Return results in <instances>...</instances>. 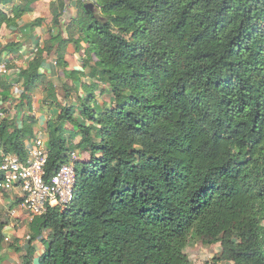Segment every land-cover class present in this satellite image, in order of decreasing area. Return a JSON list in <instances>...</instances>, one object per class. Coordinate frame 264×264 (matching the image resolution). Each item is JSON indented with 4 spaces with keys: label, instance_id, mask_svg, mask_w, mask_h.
<instances>
[{
    "label": "trees",
    "instance_id": "1",
    "mask_svg": "<svg viewBox=\"0 0 264 264\" xmlns=\"http://www.w3.org/2000/svg\"><path fill=\"white\" fill-rule=\"evenodd\" d=\"M11 1L0 0V31L17 32L41 0L3 10ZM91 2L92 10L79 5L66 38L57 30L25 69L0 79L3 99L6 80L21 84L28 106L44 84L49 107L60 108L47 123L46 180L72 153L89 155L73 162L71 201L30 220L21 264H33L35 241L36 264H191L185 249L195 240L219 244L216 262L264 264V0ZM50 4L61 28L66 0ZM67 44L84 68L67 69ZM45 56L56 59L75 105L61 107L40 72ZM34 139L30 124L0 121L3 153L25 161ZM6 223L0 218V252Z\"/></svg>",
    "mask_w": 264,
    "mask_h": 264
},
{
    "label": "rangeland",
    "instance_id": "2",
    "mask_svg": "<svg viewBox=\"0 0 264 264\" xmlns=\"http://www.w3.org/2000/svg\"><path fill=\"white\" fill-rule=\"evenodd\" d=\"M21 0H12L7 5H3L2 9L8 11L12 5L19 4ZM51 0H41L35 5L33 11L24 17L20 22V29L17 32H11L5 28L0 31V67L6 64L5 75H0V79H6L5 76L12 77V69H25L27 63L33 58L36 48L42 47L43 43L48 38L61 30L62 37L66 38L64 27L73 19L76 18L80 12L79 5L92 3L91 0H66L67 7L62 16V27L53 28L50 15ZM34 5V4H33ZM33 7V6H32ZM35 20H39V26L29 27ZM11 44H18L20 54L16 56L11 52H7V48ZM63 48V59L67 64L68 70H80L83 66V54L75 52L71 44H67ZM5 50L6 53H2ZM5 54V55H4ZM4 55V56H3ZM54 57H46L41 73L46 76V81L53 83L56 91L57 100L61 107L68 104H76V95L69 92L70 99H65V90L62 89V83L69 84V81L63 78L62 71L58 65L55 64ZM8 66V67H7ZM83 66V67H82ZM86 74L89 73L87 68L84 69ZM12 73V74H11ZM10 74V75H9ZM7 77V78H8ZM7 81V96L3 99L0 93V121L4 118H9L11 122L21 126L23 122L31 125V129L35 139H39L45 144L48 137L47 123L54 121L59 114V107H49V100L47 99L44 84L40 85L30 95V105H27V100L23 99L25 96L22 91L21 84H13L10 80ZM84 81V80H83ZM68 86V85H67ZM96 99L101 102L105 97L99 96V92H95ZM61 128L65 138L72 136V127L69 124H62ZM63 136V135H62ZM73 137V136H72ZM75 138L73 142H77ZM26 146L30 141H25ZM75 160L88 161L89 155L86 152H75ZM7 195V194H6ZM6 195L0 204V218L7 221L4 228V243L0 252V260L2 264H21V257L24 256L28 243V226L30 218L27 213L19 208V205L9 207L6 204ZM14 201V196L11 197L10 203ZM7 239V241H6ZM34 250L33 264H36L38 258L43 253V246L40 241H35L32 244ZM19 249L16 252L14 249ZM219 244L210 247L203 246L199 240L190 242L185 249V254L190 260L191 264H227L224 262H216L213 260L219 252Z\"/></svg>",
    "mask_w": 264,
    "mask_h": 264
},
{
    "label": "built area",
    "instance_id": "3",
    "mask_svg": "<svg viewBox=\"0 0 264 264\" xmlns=\"http://www.w3.org/2000/svg\"><path fill=\"white\" fill-rule=\"evenodd\" d=\"M5 69L6 64L0 67V75H5ZM25 152L26 160L22 161L14 155L0 151V204L4 193H14L20 200L21 209L32 220L44 214L47 207L64 208L71 201L76 184L73 170L76 156L72 153L69 163L60 166L46 180L45 144L34 139L29 145H25Z\"/></svg>",
    "mask_w": 264,
    "mask_h": 264
},
{
    "label": "crops",
    "instance_id": "4",
    "mask_svg": "<svg viewBox=\"0 0 264 264\" xmlns=\"http://www.w3.org/2000/svg\"><path fill=\"white\" fill-rule=\"evenodd\" d=\"M38 2V1H37ZM37 2H35L34 3V5H32L31 7H32V9H34V7H35V5L37 4ZM19 25H20V22H19ZM21 26V25H20ZM1 37V36H0ZM21 52H20V50L18 51V53L17 54H15L16 56H18L19 54H20ZM5 55V54H4ZM3 55V56H4ZM19 57V56H18ZM14 193H10V194H7L6 195V197H5V201H6V204L9 206V207H11V206H14V204H17L18 202H19V200L17 199V197L15 196V195H13ZM12 196H14V201L12 202V203H10V200H11V197ZM19 205V208H21V206H20V203L19 204H17V206Z\"/></svg>",
    "mask_w": 264,
    "mask_h": 264
},
{
    "label": "water",
    "instance_id": "5",
    "mask_svg": "<svg viewBox=\"0 0 264 264\" xmlns=\"http://www.w3.org/2000/svg\"><path fill=\"white\" fill-rule=\"evenodd\" d=\"M85 8L92 10L94 8V6H93L92 3H88V4L85 5Z\"/></svg>",
    "mask_w": 264,
    "mask_h": 264
}]
</instances>
